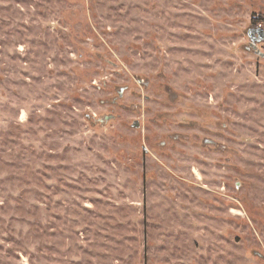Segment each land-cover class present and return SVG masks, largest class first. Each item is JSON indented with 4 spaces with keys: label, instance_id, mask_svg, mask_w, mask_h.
Returning a JSON list of instances; mask_svg holds the SVG:
<instances>
[{
    "label": "rangeland",
    "instance_id": "rangeland-1",
    "mask_svg": "<svg viewBox=\"0 0 264 264\" xmlns=\"http://www.w3.org/2000/svg\"><path fill=\"white\" fill-rule=\"evenodd\" d=\"M254 27L264 0H0V264H264Z\"/></svg>",
    "mask_w": 264,
    "mask_h": 264
},
{
    "label": "flooded vegetation",
    "instance_id": "flooded-vegetation-1",
    "mask_svg": "<svg viewBox=\"0 0 264 264\" xmlns=\"http://www.w3.org/2000/svg\"><path fill=\"white\" fill-rule=\"evenodd\" d=\"M264 32L263 29H260V28H249V30L247 31V36H248V39H249V44L246 46L248 49H250V45L252 44H257V46H259L258 44H261L263 41H264V35L262 34ZM252 52V51H250ZM262 56H264V52H260ZM137 83L144 86L145 88H147L150 84V81L149 80H144V79H141V78H137L136 79ZM127 89V87H122V86H119V87H116V96L113 97L112 99V103H116V101L118 99H121L123 98L124 96V93H125V90ZM136 106L132 105L131 106V109H134ZM108 116L110 117L109 119L105 120V117L108 118ZM114 116L113 115H103L101 117V119L99 120L100 123L104 124V123H107L109 120H111ZM132 126L134 128H139L140 127V123L138 121H134ZM171 138L172 140L174 141H178L180 139H188V137L186 135H183V134H180V133H175L173 135H171ZM161 145H165V142L162 141L160 143ZM202 145H206V146H215L216 148H219L221 149L223 146L222 145H218L216 144V142L211 139V138H204L202 140Z\"/></svg>",
    "mask_w": 264,
    "mask_h": 264
},
{
    "label": "water",
    "instance_id": "water-1",
    "mask_svg": "<svg viewBox=\"0 0 264 264\" xmlns=\"http://www.w3.org/2000/svg\"><path fill=\"white\" fill-rule=\"evenodd\" d=\"M263 35H264V32L262 33ZM246 48V50L247 51H252V53H254V54H256V55H259V56H262L261 55V51H260V49L258 48V46H257V44H252V45H250V49H248L247 47H245ZM110 117L108 116V118L107 117H105V120H107V119H109Z\"/></svg>",
    "mask_w": 264,
    "mask_h": 264
}]
</instances>
